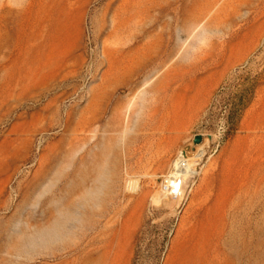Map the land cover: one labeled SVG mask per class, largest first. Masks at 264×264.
Listing matches in <instances>:
<instances>
[{
  "label": "rangeland",
  "instance_id": "1",
  "mask_svg": "<svg viewBox=\"0 0 264 264\" xmlns=\"http://www.w3.org/2000/svg\"><path fill=\"white\" fill-rule=\"evenodd\" d=\"M0 264H264V0H0Z\"/></svg>",
  "mask_w": 264,
  "mask_h": 264
},
{
  "label": "bare ground",
  "instance_id": "2",
  "mask_svg": "<svg viewBox=\"0 0 264 264\" xmlns=\"http://www.w3.org/2000/svg\"><path fill=\"white\" fill-rule=\"evenodd\" d=\"M150 159V158H149ZM151 163V162H150ZM156 163V162H155ZM187 174L189 173V169H188V165H187V161L184 160L183 158H179L174 165V170H173V174L170 175L169 179L166 181L165 183V189H168V192L170 190L174 191L171 195L173 196L175 193L178 195V193L180 192V186L178 187V189H176V179L178 177H185ZM190 176V175H189ZM176 190V191H175ZM167 192V193H168ZM170 194V193H169Z\"/></svg>",
  "mask_w": 264,
  "mask_h": 264
},
{
  "label": "water",
  "instance_id": "3",
  "mask_svg": "<svg viewBox=\"0 0 264 264\" xmlns=\"http://www.w3.org/2000/svg\"><path fill=\"white\" fill-rule=\"evenodd\" d=\"M200 142V137H197L195 140H194V143L197 144Z\"/></svg>",
  "mask_w": 264,
  "mask_h": 264
}]
</instances>
